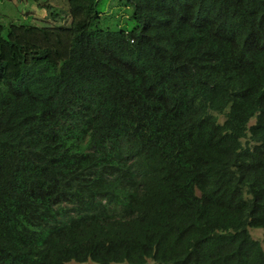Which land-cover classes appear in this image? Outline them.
<instances>
[{"label": "trees", "instance_id": "1", "mask_svg": "<svg viewBox=\"0 0 264 264\" xmlns=\"http://www.w3.org/2000/svg\"><path fill=\"white\" fill-rule=\"evenodd\" d=\"M128 3L0 24V264H264V0Z\"/></svg>", "mask_w": 264, "mask_h": 264}, {"label": "rangeland", "instance_id": "2", "mask_svg": "<svg viewBox=\"0 0 264 264\" xmlns=\"http://www.w3.org/2000/svg\"><path fill=\"white\" fill-rule=\"evenodd\" d=\"M46 3L52 4L55 9L61 12L60 21L51 18V8H45ZM99 9L103 11V19L100 26L110 29H133L135 22L132 18L134 7L128 0H100ZM68 13V0H0V24L7 27L11 23L24 25H55L70 24L71 19ZM58 14V12H57ZM255 119L251 121V124ZM254 238L263 239V229L250 228ZM67 264H99L94 261L76 262L70 261Z\"/></svg>", "mask_w": 264, "mask_h": 264}]
</instances>
